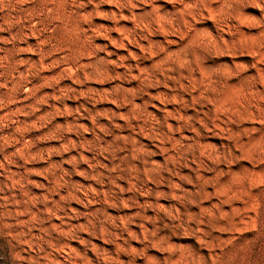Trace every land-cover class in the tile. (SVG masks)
<instances>
[{
  "label": "rangeland",
  "instance_id": "374dc122",
  "mask_svg": "<svg viewBox=\"0 0 264 264\" xmlns=\"http://www.w3.org/2000/svg\"><path fill=\"white\" fill-rule=\"evenodd\" d=\"M0 264H264V0H0Z\"/></svg>",
  "mask_w": 264,
  "mask_h": 264
}]
</instances>
